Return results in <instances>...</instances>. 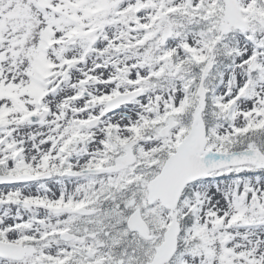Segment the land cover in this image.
<instances>
[{
    "label": "snow or ice",
    "instance_id": "6c2138e0",
    "mask_svg": "<svg viewBox=\"0 0 264 264\" xmlns=\"http://www.w3.org/2000/svg\"><path fill=\"white\" fill-rule=\"evenodd\" d=\"M0 264H264V0H0Z\"/></svg>",
    "mask_w": 264,
    "mask_h": 264
}]
</instances>
